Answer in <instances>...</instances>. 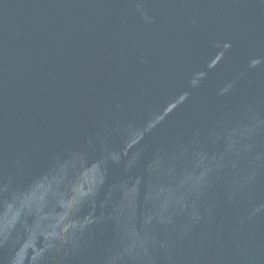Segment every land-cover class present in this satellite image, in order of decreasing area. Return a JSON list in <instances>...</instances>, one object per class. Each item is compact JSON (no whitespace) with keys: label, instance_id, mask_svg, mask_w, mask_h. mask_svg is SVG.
I'll list each match as a JSON object with an SVG mask.
<instances>
[{"label":"water","instance_id":"water-1","mask_svg":"<svg viewBox=\"0 0 264 264\" xmlns=\"http://www.w3.org/2000/svg\"><path fill=\"white\" fill-rule=\"evenodd\" d=\"M0 264H264V0H0Z\"/></svg>","mask_w":264,"mask_h":264}]
</instances>
